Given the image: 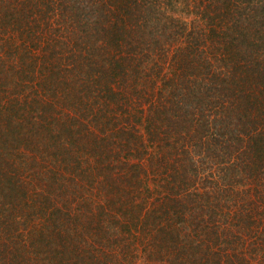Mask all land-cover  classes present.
Segmentation results:
<instances>
[{"label":"trees","instance_id":"obj_1","mask_svg":"<svg viewBox=\"0 0 264 264\" xmlns=\"http://www.w3.org/2000/svg\"><path fill=\"white\" fill-rule=\"evenodd\" d=\"M0 264H264V0H0Z\"/></svg>","mask_w":264,"mask_h":264}]
</instances>
